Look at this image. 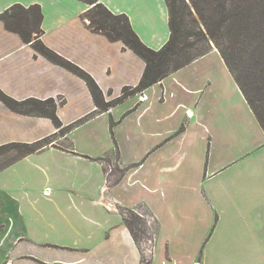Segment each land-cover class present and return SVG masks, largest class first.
Instances as JSON below:
<instances>
[{
    "label": "crops",
    "instance_id": "0c3cea01",
    "mask_svg": "<svg viewBox=\"0 0 264 264\" xmlns=\"http://www.w3.org/2000/svg\"><path fill=\"white\" fill-rule=\"evenodd\" d=\"M93 1L126 16L149 49L168 41L165 0ZM14 5L38 6L41 32L24 42L0 22V91L72 127L61 136L49 117L0 100V146L53 136L0 170V264H264V132L218 51L132 91L145 63L89 27V2L0 0V14ZM36 41L86 73L107 110ZM194 118L200 140L209 136L202 160L191 151ZM127 210L151 217L150 249L126 227Z\"/></svg>",
    "mask_w": 264,
    "mask_h": 264
},
{
    "label": "trees",
    "instance_id": "16d2710c",
    "mask_svg": "<svg viewBox=\"0 0 264 264\" xmlns=\"http://www.w3.org/2000/svg\"><path fill=\"white\" fill-rule=\"evenodd\" d=\"M84 1L93 5L85 14L89 27L94 32L104 34L110 41H121L144 61L143 75L137 87L132 91H143L151 87L170 73L185 67L215 48L264 132V0H197V3L204 5L202 8L194 7L200 25L197 35L208 43L209 48L200 51L195 56L187 55V50L191 48L190 45L181 49L178 47L179 40L183 36L177 2L185 4L186 0H165L169 13L170 37L166 44L157 51L149 49L140 41L131 29L126 16L113 15L104 6L96 4L93 0ZM41 21L42 14L38 6L24 8L14 5L0 14V22L4 24V27L19 34L24 42H31L34 33L36 34L34 38H39ZM35 46L44 57L83 79L93 95L97 109L99 111L107 110L110 104L99 100L100 92L86 73L48 50L40 41H36ZM252 46H256L260 51L252 50ZM127 94L128 90L124 89L122 98ZM0 100L16 112L27 113L30 111L49 117L59 129L61 136L72 127L61 129L54 110L44 109V106L42 107L44 104L38 101L27 100L19 104L6 97L1 91ZM47 103L52 104L51 101ZM52 139L53 136L33 144L10 143L0 146V151L9 149L18 152V156L9 159L0 167V170L23 157L36 153L50 144ZM143 220L144 218L134 211L124 212V223L133 237L132 225H140L141 222H144ZM141 235L142 238L146 237L144 232L143 234L141 232Z\"/></svg>",
    "mask_w": 264,
    "mask_h": 264
},
{
    "label": "rangeland",
    "instance_id": "374dc122",
    "mask_svg": "<svg viewBox=\"0 0 264 264\" xmlns=\"http://www.w3.org/2000/svg\"><path fill=\"white\" fill-rule=\"evenodd\" d=\"M186 4V5H185ZM185 4L181 3L180 1L177 2V8H178V13H179V18L181 20V24H182V38L179 40V44L178 47L179 49L184 48V46H191V48H189L187 51V55L188 56H195L197 53H199L200 51H204L207 50L209 48V45L206 41L200 39V37L197 35L199 32V20L197 17V14L194 11V7L197 6V8L199 7H203V3L199 4L197 3V0H194L192 2V0H186ZM196 8V7H195ZM252 50L255 51H260V49H258L256 46H252L251 48ZM264 49V48H263ZM255 62V61H254ZM253 62V63H254ZM191 117V116H188ZM188 121V120H187ZM191 126H193V132H196L198 135L195 136L194 138V149L191 150L193 153L197 154L198 159L202 160V155L205 153H207V147H208V138L209 136L206 135V141L205 143L203 141L200 140L199 137L205 135L204 132V127L199 126L197 124V120L196 118L190 120V122L188 123ZM184 128L185 126L183 124H181L180 128L174 132L173 136H181L184 132ZM187 147V146H186ZM185 147V148H186ZM187 149H184V152H186ZM18 156V152L16 150H5V151H0V167L2 165H4L5 163H7V161L9 159L15 158ZM118 168V166H115V169ZM199 169L201 170V168H199V165L197 166V175L199 173ZM144 222H141L140 225L138 224L136 225H132L133 229H134V237L137 240V242L141 243L143 247H147V249H150V246L152 244V240L154 237V223L151 220V217H149V219H144ZM147 222V223H146ZM152 223V225L148 224ZM141 232L143 234V232L146 234L145 238H142ZM170 232L173 234V230H170ZM206 238V237H205ZM204 238V243H205V239ZM145 260L144 262L148 261L147 257H144ZM199 260V259H198ZM201 263L198 264H205L204 262L200 261ZM217 264V263H214Z\"/></svg>",
    "mask_w": 264,
    "mask_h": 264
},
{
    "label": "built area",
    "instance_id": "2783aa9c",
    "mask_svg": "<svg viewBox=\"0 0 264 264\" xmlns=\"http://www.w3.org/2000/svg\"><path fill=\"white\" fill-rule=\"evenodd\" d=\"M145 98V96L142 95V97L140 98L141 101H143Z\"/></svg>",
    "mask_w": 264,
    "mask_h": 264
}]
</instances>
